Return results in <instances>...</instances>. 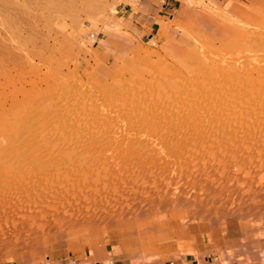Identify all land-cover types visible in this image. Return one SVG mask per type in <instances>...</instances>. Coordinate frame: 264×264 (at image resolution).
I'll list each match as a JSON object with an SVG mask.
<instances>
[{
  "label": "rangeland",
  "instance_id": "rangeland-1",
  "mask_svg": "<svg viewBox=\"0 0 264 264\" xmlns=\"http://www.w3.org/2000/svg\"><path fill=\"white\" fill-rule=\"evenodd\" d=\"M121 1L0 0L1 186L27 171L74 192L19 235L0 218V264H264V0L203 6L160 39Z\"/></svg>",
  "mask_w": 264,
  "mask_h": 264
},
{
  "label": "bare ground",
  "instance_id": "bare-ground-1",
  "mask_svg": "<svg viewBox=\"0 0 264 264\" xmlns=\"http://www.w3.org/2000/svg\"><path fill=\"white\" fill-rule=\"evenodd\" d=\"M213 59H214V57H213ZM210 65L211 64H209V66ZM207 68H209V67L207 66ZM29 171H30V169H29ZM21 173H23V174L22 175H18L17 174V175L12 176L15 181L13 183L10 182L9 186H7L8 183L6 184L5 182H3V183H5L6 186H5V184H4V186H3V184L1 186V182L2 181H0V186L2 187V188L0 187V189H1L0 190V218L3 221V226L11 228L12 230L15 229L13 231V233H15V234H17L20 231V230H18V228H20L19 226H22L24 222H26V224L27 223L36 224L38 219L40 220V218L42 219V217L44 218V217L48 216V214H47L49 212L48 210H50V212H51V210H52V212L53 211L55 212L56 209L60 208V206H64L65 204H69L68 199L70 200V198H71L70 196H73V193H74L72 191H69V190L65 189L64 186H63V188L62 187L60 188L61 184H60V186L58 188H55V190L52 191L51 189L54 186L55 182L58 180L57 178H55V179L51 178V180L47 181L46 184H42V181L39 180L40 176L38 177V175H40V174L36 173V174H38V175H36L35 173H33L35 175L32 176L31 174H28L29 172L27 173V171H26V173H25V171H22ZM207 176H209V175H207ZM211 178L212 177H210V179ZM215 180H216V178H215ZM222 183H224V182L222 181ZM121 185L123 186V184H121ZM92 187L93 188H91V189L92 190L95 189V191H96L97 188H99V186H97V188H96V184L94 186H92ZM101 188H103V190H104L106 187L102 186ZM101 191H102V189H101ZM101 191H100V193H101ZM96 193H97V191H96ZM96 193H94V194L96 195ZM102 193H103V191H102ZM106 194L104 192V195H106ZM130 194H132V193H130ZM95 195H93V196L94 197H97V196L99 197L100 196L99 194L96 195V196ZM75 196L72 199H75ZM126 196H127L126 199H129L131 197L128 194ZM106 197L104 196V198L103 197L102 198L103 199H105V198L108 199V196H106ZM102 198H100L99 200H101ZM217 199H222L223 201L226 200V199L224 200V196L223 195L217 196L215 198V201L212 202L211 210H213V212L209 211L210 213L218 212L219 210H222L224 207H226V202L223 205L217 206L216 205ZM70 201H72V200H70ZM72 202L74 203V201H72ZM136 203L134 201L132 202V204H131L132 207H131L130 210L128 209L129 212H128V214L127 213L126 214H127V216L129 215L128 216L129 218H136L135 220H138L139 219L138 217H140V215L138 216V214L141 213V211L143 210V206H141L142 207V209H141V207L138 204H136ZM140 203H141V201H140ZM217 204H218V202H217ZM70 205H72V204H70ZM123 205H125V204H123ZM65 206H68V205H65ZM66 212H68V211H66ZM55 214H56V212H55ZM216 214H218V213H216ZM51 217L53 218L54 216H51ZM23 226H25V225H23ZM3 231H6V228L5 229L3 228ZM1 232L2 231H0V234H2ZM4 235H6V234H4ZM17 235H19V234H17ZM5 240L7 241L8 239H5ZM23 240H25V239H23ZM1 241H3V240L1 239ZM6 241H5V243H6ZM12 243H13V241H12ZM19 243H20V241H19ZM22 244H24V242ZM17 251H18V249H17ZM19 252H21V251H19Z\"/></svg>",
  "mask_w": 264,
  "mask_h": 264
},
{
  "label": "crops",
  "instance_id": "crops-1",
  "mask_svg": "<svg viewBox=\"0 0 264 264\" xmlns=\"http://www.w3.org/2000/svg\"><path fill=\"white\" fill-rule=\"evenodd\" d=\"M254 0H122L120 13L128 29L138 34L142 39L144 36L160 39V30L168 21L184 19L202 9L210 6L228 11L240 6L241 3H252ZM141 39V40H142ZM107 254V255H106ZM89 255L78 254L72 257L69 264H124L118 254ZM169 264H221L219 258L208 257L200 261L194 256L178 255L171 258Z\"/></svg>",
  "mask_w": 264,
  "mask_h": 264
}]
</instances>
